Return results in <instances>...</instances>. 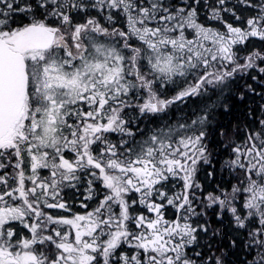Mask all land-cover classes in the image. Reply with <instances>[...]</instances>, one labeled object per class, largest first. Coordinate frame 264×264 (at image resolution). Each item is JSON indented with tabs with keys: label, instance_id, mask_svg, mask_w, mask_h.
<instances>
[{
	"label": "snow or ice",
	"instance_id": "6c2138e0",
	"mask_svg": "<svg viewBox=\"0 0 264 264\" xmlns=\"http://www.w3.org/2000/svg\"><path fill=\"white\" fill-rule=\"evenodd\" d=\"M0 264H264V0H0Z\"/></svg>",
	"mask_w": 264,
	"mask_h": 264
}]
</instances>
